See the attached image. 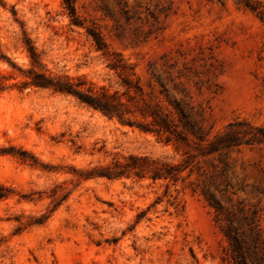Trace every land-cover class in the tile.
Listing matches in <instances>:
<instances>
[{
	"label": "rangeland",
	"instance_id": "rangeland-1",
	"mask_svg": "<svg viewBox=\"0 0 264 264\" xmlns=\"http://www.w3.org/2000/svg\"><path fill=\"white\" fill-rule=\"evenodd\" d=\"M245 4L264 12L73 0L71 20L64 0H0V264H264V144L210 149L264 128V20ZM33 71L117 92L124 123L29 86ZM129 155L180 171L86 178Z\"/></svg>",
	"mask_w": 264,
	"mask_h": 264
},
{
	"label": "trees",
	"instance_id": "trees-1",
	"mask_svg": "<svg viewBox=\"0 0 264 264\" xmlns=\"http://www.w3.org/2000/svg\"><path fill=\"white\" fill-rule=\"evenodd\" d=\"M64 6L71 20L75 19V10L73 0H64ZM250 10L255 12L257 16L264 20V12L258 10L257 7L245 4ZM96 49L100 50L102 42L98 36L92 35ZM27 52L31 62L37 65L38 56L34 48L28 44ZM111 68L117 69L114 64ZM123 70V68H121ZM28 85L35 88L51 90L53 93L72 96L80 104L85 107L101 113L107 118H115L121 123H124V115L126 112L125 102L117 92H110L108 89L101 87L95 90L91 85L80 78L72 81L67 77L51 76L44 72H30L28 76ZM122 84L129 87L127 79H122ZM137 89H139L137 87ZM129 101V100H127ZM164 123V121H162ZM247 127V131L228 130L216 137L210 143L211 151L229 147L230 145L240 144H264V128L251 127L246 124H239ZM235 124H231L229 128H233ZM228 128V129H229ZM142 131H150L140 127ZM152 132V131H150ZM234 132L236 135H234ZM249 132V133H247ZM248 135V136H247ZM180 169L177 165H171L158 159H152L147 156L129 155L123 160H115L111 164L95 167L88 171L86 178L103 177L107 179L118 178H148L155 180L175 181Z\"/></svg>",
	"mask_w": 264,
	"mask_h": 264
}]
</instances>
